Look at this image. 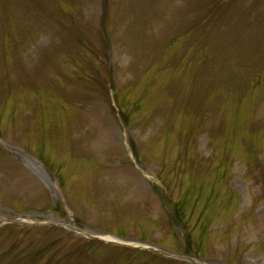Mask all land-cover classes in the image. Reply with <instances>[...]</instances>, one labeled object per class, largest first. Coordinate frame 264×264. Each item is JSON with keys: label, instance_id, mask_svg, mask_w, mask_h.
<instances>
[{"label": "rangeland", "instance_id": "374dc122", "mask_svg": "<svg viewBox=\"0 0 264 264\" xmlns=\"http://www.w3.org/2000/svg\"><path fill=\"white\" fill-rule=\"evenodd\" d=\"M0 264H264V0H0Z\"/></svg>", "mask_w": 264, "mask_h": 264}, {"label": "bare ground", "instance_id": "6f19581e", "mask_svg": "<svg viewBox=\"0 0 264 264\" xmlns=\"http://www.w3.org/2000/svg\"><path fill=\"white\" fill-rule=\"evenodd\" d=\"M89 111L90 112H88V113H89V116L92 120L91 125L93 127L97 126V124H100V127H101V125H103V126L105 125L104 129L106 131L105 134L107 135V141L103 140L101 142V145L103 147H108V146L112 145L111 134H110L111 128L109 126H107L106 124H104V122L102 121L103 115L101 114V111L97 110L94 106H91V109ZM99 119H101V120H99ZM105 131H103V132H105ZM120 175L124 178L125 177H127L128 179L131 178V176H129V173L127 172L126 169L121 170ZM98 236L101 237L103 240H106V241L113 240L111 237H108V236H105V237H102L100 235H98Z\"/></svg>", "mask_w": 264, "mask_h": 264}]
</instances>
